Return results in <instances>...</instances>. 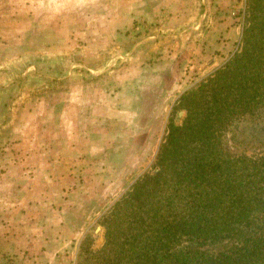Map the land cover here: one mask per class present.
I'll list each match as a JSON object with an SVG mask.
<instances>
[{"label": "crops", "instance_id": "1", "mask_svg": "<svg viewBox=\"0 0 264 264\" xmlns=\"http://www.w3.org/2000/svg\"><path fill=\"white\" fill-rule=\"evenodd\" d=\"M83 1L104 6L99 24L105 25V37L126 36L141 20L147 25L134 28L145 33L135 42L133 56L99 79L101 88L70 86L54 90V100L42 96L38 105H28L31 114L21 121L16 132L20 135L11 142L12 160L0 170V264L76 260L87 229L127 188L120 180L127 155L138 162L145 158L137 114L142 106L147 101L153 110L171 111L192 76L193 71L186 74L188 64L202 68L199 61L206 58L203 74H211L231 57L243 31L235 21L213 22L212 4L201 12L200 0ZM24 11L12 19L17 25L18 17L25 16L30 29L35 11ZM77 29L72 25V31ZM68 74L64 77L72 73ZM115 80L123 90L117 87L113 93L109 89L116 87ZM103 88L105 94L99 97L97 89ZM84 94L87 99L82 103L78 96ZM122 95L130 101L115 99ZM126 110L133 117L127 118ZM146 139V145L154 141L151 135Z\"/></svg>", "mask_w": 264, "mask_h": 264}, {"label": "trees", "instance_id": "2", "mask_svg": "<svg viewBox=\"0 0 264 264\" xmlns=\"http://www.w3.org/2000/svg\"><path fill=\"white\" fill-rule=\"evenodd\" d=\"M263 109L264 0H247L238 49L179 96L153 168L100 217L104 243L86 235L78 264H264V152L223 142ZM254 133L264 143V125Z\"/></svg>", "mask_w": 264, "mask_h": 264}, {"label": "rangeland", "instance_id": "3", "mask_svg": "<svg viewBox=\"0 0 264 264\" xmlns=\"http://www.w3.org/2000/svg\"><path fill=\"white\" fill-rule=\"evenodd\" d=\"M246 1L209 0L203 3V0H200L198 7L203 12L206 9L205 7L210 10L212 4L213 11H215V15L212 12L213 22L225 21L231 23L235 21L238 24L240 23L243 29ZM24 8H29L31 12L35 11L32 23L30 21V29L27 27L29 22L25 20V16L18 17L17 25L12 19L15 16L14 14L19 12L24 14L26 12ZM104 11L105 8L101 3L85 4L83 0H0V170L3 171L12 160L10 155L12 152L11 142L16 141L15 138L20 135L16 132L21 121L28 119L31 114L27 112L28 105H38L42 96L48 101L54 100L57 98L53 95L54 90L61 91L65 88L68 89L70 86L82 88V85L89 84L90 88H101L99 79L124 65L130 59L129 57L133 56L131 52L135 42L145 33L143 31L139 33L134 27L138 25L140 29L139 26L144 25L145 27L147 22L141 20L135 23L126 36L124 33L121 36L120 34L115 36L113 34L112 38H114L109 39L102 34L105 25L99 24L102 21L100 13ZM200 17L201 15L198 14L196 19L199 21ZM41 23L43 26H39ZM72 25L78 27L77 31H72ZM86 28L90 30L88 33L85 32ZM240 41L241 38L233 48L232 53H235L238 49ZM205 61L208 60L202 58L199 61L202 68H199L197 63L190 62L188 64L185 71L188 75L190 71H193L192 76L183 84L181 90L189 89L208 75L203 74L205 73L204 68L207 66L204 67ZM197 71H201V73H195ZM70 72L72 73L70 76L64 77L69 75ZM178 83L183 82L179 80ZM115 85L116 87L109 89L114 90L113 93L119 91L117 87H121L120 91L123 90L117 80H115ZM97 90L99 97L105 94V92L102 93L105 88ZM46 91L51 93L45 94ZM167 94L169 95V93ZM168 95H165V97ZM178 98H176V101ZM86 99L85 94L81 97L78 96V100L82 103H85ZM89 99L91 98L89 97ZM115 99L130 101L131 98L122 95L117 96ZM171 99L173 98L168 96L167 100L171 101ZM145 103L147 106L143 105L141 112L136 113L141 114L139 117L142 132L140 146L143 150L144 147L147 148L145 149L146 155L139 162L127 155L126 173L120 177V180L125 181L127 187L125 191L138 177L153 168L159 146L166 135L172 111V109L169 112L166 110L163 113L160 110H153V107H149L147 101ZM25 107L26 112H24ZM126 111L124 115L127 118L128 115L133 117V112ZM165 114L166 116L169 114L168 119H165ZM184 115L185 112L180 111L177 119L178 123L181 122ZM263 125L264 109L256 116H247L238 120L224 136L225 150L235 156L241 154L257 156L262 154L264 143L254 137V131ZM150 135L154 141L146 145L145 141H149L146 137L150 138ZM113 203L114 201L103 209L104 211L100 217ZM86 235L94 240L93 248L98 249L103 245L105 240L104 228L98 221L87 229L83 240ZM228 245L227 243H221L207 248L211 251H219L227 249ZM70 264H78V257Z\"/></svg>", "mask_w": 264, "mask_h": 264}]
</instances>
